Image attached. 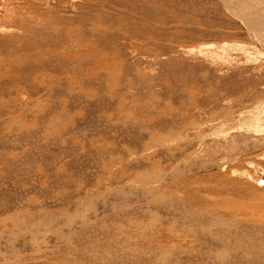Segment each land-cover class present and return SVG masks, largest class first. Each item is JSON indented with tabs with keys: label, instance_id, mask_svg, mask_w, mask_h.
I'll return each instance as SVG.
<instances>
[{
	"label": "rangeland",
	"instance_id": "1",
	"mask_svg": "<svg viewBox=\"0 0 264 264\" xmlns=\"http://www.w3.org/2000/svg\"><path fill=\"white\" fill-rule=\"evenodd\" d=\"M0 264H264V0H0Z\"/></svg>",
	"mask_w": 264,
	"mask_h": 264
},
{
	"label": "water",
	"instance_id": "2",
	"mask_svg": "<svg viewBox=\"0 0 264 264\" xmlns=\"http://www.w3.org/2000/svg\"><path fill=\"white\" fill-rule=\"evenodd\" d=\"M263 182V181H262Z\"/></svg>",
	"mask_w": 264,
	"mask_h": 264
}]
</instances>
